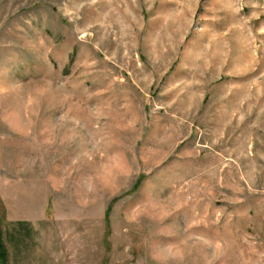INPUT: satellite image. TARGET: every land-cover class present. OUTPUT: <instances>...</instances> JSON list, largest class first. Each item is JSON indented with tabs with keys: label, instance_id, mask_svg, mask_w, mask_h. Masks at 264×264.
Returning a JSON list of instances; mask_svg holds the SVG:
<instances>
[{
	"label": "rangeland",
	"instance_id": "rangeland-1",
	"mask_svg": "<svg viewBox=\"0 0 264 264\" xmlns=\"http://www.w3.org/2000/svg\"><path fill=\"white\" fill-rule=\"evenodd\" d=\"M1 264H264V0H0Z\"/></svg>",
	"mask_w": 264,
	"mask_h": 264
},
{
	"label": "crops",
	"instance_id": "crops-1",
	"mask_svg": "<svg viewBox=\"0 0 264 264\" xmlns=\"http://www.w3.org/2000/svg\"><path fill=\"white\" fill-rule=\"evenodd\" d=\"M0 226H1V217H0ZM0 264H1V229H0Z\"/></svg>",
	"mask_w": 264,
	"mask_h": 264
}]
</instances>
